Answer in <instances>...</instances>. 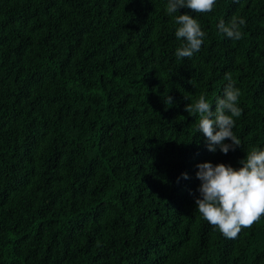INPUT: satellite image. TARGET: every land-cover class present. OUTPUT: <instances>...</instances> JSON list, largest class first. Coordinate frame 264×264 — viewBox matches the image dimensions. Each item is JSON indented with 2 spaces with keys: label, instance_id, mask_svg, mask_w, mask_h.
<instances>
[{
  "label": "trees",
  "instance_id": "16d2710c",
  "mask_svg": "<svg viewBox=\"0 0 264 264\" xmlns=\"http://www.w3.org/2000/svg\"><path fill=\"white\" fill-rule=\"evenodd\" d=\"M166 4L0 0V264H264V216L228 239L195 203L198 164L264 150V0L181 8L206 33L182 60ZM233 17L238 41L218 28ZM228 73L241 145L224 154L185 107L215 111Z\"/></svg>",
  "mask_w": 264,
  "mask_h": 264
},
{
  "label": "clouds",
  "instance_id": "9594fccd",
  "mask_svg": "<svg viewBox=\"0 0 264 264\" xmlns=\"http://www.w3.org/2000/svg\"><path fill=\"white\" fill-rule=\"evenodd\" d=\"M215 4L216 0H167L166 14L178 25L175 35L177 39L186 41L175 52L178 60L193 57L201 49L206 36L197 19L189 14H180L179 10L188 8L194 13H210ZM245 23V19L233 17L227 25L221 21L218 28L226 37L238 41L243 38L241 27ZM225 80L228 84L223 98L215 103V111L205 94L186 105L185 111L198 116V131L206 138L208 150L215 152L219 147L222 153L227 154L241 145L233 128L235 120L242 114L238 106L242 93L233 83L230 73L225 75ZM186 99L190 98L186 96ZM172 102L171 96L165 100L168 106ZM226 140L232 143H225ZM240 164L242 167L239 169L223 163L197 165V179L202 182L198 189L200 197L195 200L197 211L228 239L237 238L242 229L251 228L264 216V150L252 149ZM183 177L187 179V173Z\"/></svg>",
  "mask_w": 264,
  "mask_h": 264
}]
</instances>
